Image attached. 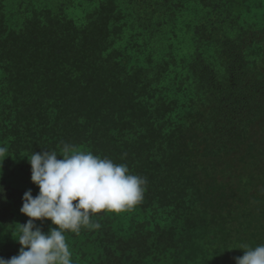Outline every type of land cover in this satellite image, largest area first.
I'll return each mask as SVG.
<instances>
[{
  "label": "trees",
  "instance_id": "trees-1",
  "mask_svg": "<svg viewBox=\"0 0 264 264\" xmlns=\"http://www.w3.org/2000/svg\"><path fill=\"white\" fill-rule=\"evenodd\" d=\"M64 143L147 179L129 233L104 211L66 231L73 264H225L210 245L264 244V0H0V257L39 192L15 171Z\"/></svg>",
  "mask_w": 264,
  "mask_h": 264
},
{
  "label": "clouds",
  "instance_id": "clouds-1",
  "mask_svg": "<svg viewBox=\"0 0 264 264\" xmlns=\"http://www.w3.org/2000/svg\"><path fill=\"white\" fill-rule=\"evenodd\" d=\"M7 151L0 146V162L9 156ZM59 156L62 159L49 150L27 156L30 179L39 192L35 197L30 189L23 194L20 212L29 219L19 225L15 237L21 247L9 259L0 257V264H73L66 231L79 235L82 228L98 230L101 224L93 222V214L119 213L142 201L147 179L132 174L127 164L67 143ZM37 220H50L56 227L44 233L34 223ZM238 249L243 255L235 258V264H264V244H241Z\"/></svg>",
  "mask_w": 264,
  "mask_h": 264
},
{
  "label": "rangeland",
  "instance_id": "rangeland-1",
  "mask_svg": "<svg viewBox=\"0 0 264 264\" xmlns=\"http://www.w3.org/2000/svg\"><path fill=\"white\" fill-rule=\"evenodd\" d=\"M181 22V21H179ZM182 24V23H180ZM184 53V51L182 52ZM210 59L213 61V64L215 65V68H217V70L222 73V67H220V62L219 59H217L214 51L210 52ZM15 163H22L23 166L24 164L26 165V161L23 157V155H20V157H17L15 159ZM28 163V162H27ZM22 168V167H21ZM29 168V167H28ZM28 168H22L19 170H16L15 173L18 175H21L23 177H25V179H29L30 180V176H31V172H28L27 169ZM109 215V219H111V225L113 227V231L117 232V234L119 233V231H121V233H129V230L133 229V226L135 225V223L137 221H143V215H141L139 217V210L134 206L131 209H128L126 211H122L119 213H114V212H108L106 213ZM99 219H101V217H99ZM256 219V218H255ZM149 229V228H148ZM259 231H256L257 234L258 233H264L261 232L262 229H258ZM72 233V232H70ZM148 232H144L143 235H147ZM251 231L250 230H246L245 232H238V233H233V235L231 236V238H227L229 239L230 243L226 242L225 244H214V245H210V249L211 251L215 252L217 256L221 257V258H225V264H235V258L238 256H242L243 255V250L238 249L239 245L241 244H248L249 245V241L248 239L251 238ZM153 236V235H152ZM149 238V237H148ZM240 240H243V242H240ZM148 243H150L151 238H149ZM228 241V240H227ZM211 243V242H209ZM217 247V249H216ZM87 252V250L85 249V253ZM173 252L172 250H169L168 253L164 254V255H159L157 261L153 260V261H148L146 264H177L174 260V256L171 254ZM229 255L231 257V259L229 261H227V258ZM82 262L79 264H86L84 262H88V261H84L81 260ZM90 263V262H89ZM92 264V263H90ZM179 264H183V263H179Z\"/></svg>",
  "mask_w": 264,
  "mask_h": 264
}]
</instances>
